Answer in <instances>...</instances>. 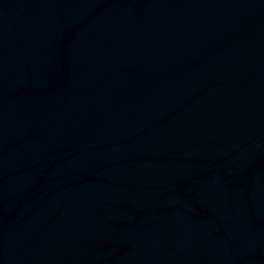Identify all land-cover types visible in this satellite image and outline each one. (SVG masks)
<instances>
[{
    "label": "water",
    "instance_id": "1",
    "mask_svg": "<svg viewBox=\"0 0 264 264\" xmlns=\"http://www.w3.org/2000/svg\"><path fill=\"white\" fill-rule=\"evenodd\" d=\"M0 264H264V0H0Z\"/></svg>",
    "mask_w": 264,
    "mask_h": 264
}]
</instances>
